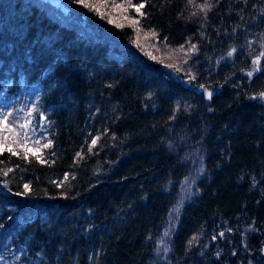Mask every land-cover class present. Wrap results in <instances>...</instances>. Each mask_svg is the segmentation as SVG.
<instances>
[{
    "label": "trees",
    "instance_id": "obj_1",
    "mask_svg": "<svg viewBox=\"0 0 264 264\" xmlns=\"http://www.w3.org/2000/svg\"><path fill=\"white\" fill-rule=\"evenodd\" d=\"M104 1L61 0L95 17L88 31L35 0H0V90L38 87L49 126L32 149L51 141L40 159L22 142L0 150V255L264 264V0ZM122 2L130 29L107 14ZM141 3L143 16L129 6ZM134 26L169 57L128 48Z\"/></svg>",
    "mask_w": 264,
    "mask_h": 264
},
{
    "label": "rangeland",
    "instance_id": "obj_2",
    "mask_svg": "<svg viewBox=\"0 0 264 264\" xmlns=\"http://www.w3.org/2000/svg\"><path fill=\"white\" fill-rule=\"evenodd\" d=\"M35 1L42 5H46L45 7L48 9V11L63 23L70 24L80 30H85V27L88 31H90V29L92 30L93 28H98L96 23H94L95 17L89 15L88 13L86 14V12H82L76 4L70 5V3H63V6H61V4L56 6L55 2L60 1L61 3V0ZM79 5L85 6L81 2H79ZM119 6L120 7L117 8H112L111 6V11L107 14L113 18L117 17L119 19L117 23L120 24L122 28L128 27V29H130L131 26H133L134 18H131V16L129 18L123 17V15L125 16V12L129 10V7L124 2L120 3ZM107 8L108 0L104 1V9ZM131 33V37H129V35L127 36L129 41L124 40L127 42L125 45L132 49L139 56L147 55L146 57L149 58L150 56L148 54H150L157 60H166L169 57L165 56L168 50L164 46H158L159 41L155 38L152 32L144 31L134 26V29L131 31ZM190 52L191 50H189V53ZM259 101L264 103V97L261 96ZM41 105L42 101L40 90L37 87L28 88L26 87V84H24L23 87H21V89L16 92L14 90L8 89L7 87L0 90V119H2L4 115L10 113L11 115L8 116V123L14 128L13 132L0 133V136H7V141L5 142L4 147L12 146L15 150H19L20 147L15 146V144L20 145V143H14V141L19 140L22 142L24 139L28 140V147L35 148L38 145L36 144V141H39V138L44 135L47 125L49 126V122H47L46 118L42 120L37 118V114H45L42 113ZM21 125H25L26 127H21ZM194 182V180H189L186 182V185L182 191V198L187 197ZM178 212V209L172 211L170 217L171 223H174V218L179 215ZM170 228L171 224L163 230L161 234V238L163 240L157 242L158 252L163 251L162 247L164 246V240ZM24 256L25 253L22 250L14 251L7 248L0 255V257H2V259H0V264H35L31 259L27 261Z\"/></svg>",
    "mask_w": 264,
    "mask_h": 264
},
{
    "label": "snow or ice",
    "instance_id": "obj_3",
    "mask_svg": "<svg viewBox=\"0 0 264 264\" xmlns=\"http://www.w3.org/2000/svg\"><path fill=\"white\" fill-rule=\"evenodd\" d=\"M79 2H81V3H83V0H79ZM129 6H131V7H134L135 8V11L137 12V13H140V15L141 16H143L144 15V13L143 12H141V9H143L144 8V4L143 3H141V4H139V5H129ZM116 7H120L119 5H116ZM201 7V9L203 10V9H205V8H208V7H210V5H201L200 6ZM133 23L135 24V23H138V21H133ZM155 33H153V35H154ZM183 47V46H182ZM192 49H195V45H192ZM234 51V50H233ZM230 55V54H229ZM154 58V57H153ZM254 63H258V59L256 60V61H254ZM168 67H173V65H167ZM178 70V69H177ZM252 73H249V75H251ZM189 79H194V77L193 76H189ZM200 87L201 88H204V85H200ZM211 92H208V96H209V98H211ZM262 97H264V93H261L260 94ZM9 115H11L10 113L9 114H7V115H4L3 116V118L2 119H0V133H3V132H13L14 131V128H13V126H11L9 123H8V116ZM21 127H26L25 125H21ZM18 135V134H17ZM99 138L98 137H96V138H93L92 139V141H91V145H89V151H91V148H92V146H94L96 143H97V140H98ZM7 141V136H0V149H2V150H6V151H8L9 153H11L12 155H20V153L19 152H17V151H15L13 148H12V146H7L6 148L4 147V144H5V142ZM14 143H21V141H19V140H16V141H14ZM39 141H36V144H38L39 145ZM22 146H23V149H24V154H25V158H26V156H27V154L28 153H31L33 156H35L37 159H40V155H39V153L41 152V148H48V147H50L51 146V141H48L47 143H45V144H43V145H41L40 147H37L36 149H35V151H33V149L31 148V147H28V140L27 139H24L23 141H22ZM78 156L80 155L79 153L77 154ZM41 162H44V161H41ZM11 171V169H7V171H5V172H3L2 174H4V175H7V172H10ZM29 185L28 184H25L24 185V189L25 190H28L29 189ZM21 195H23L24 193H20ZM221 236L223 235V233H221L220 234ZM0 259H2V257H0Z\"/></svg>",
    "mask_w": 264,
    "mask_h": 264
},
{
    "label": "water",
    "instance_id": "obj_4",
    "mask_svg": "<svg viewBox=\"0 0 264 264\" xmlns=\"http://www.w3.org/2000/svg\"><path fill=\"white\" fill-rule=\"evenodd\" d=\"M55 4H56V6H59L61 3H60V1H56L55 2ZM204 90V88H201L200 87V89H199V91L201 92V91H203ZM208 92H211V98H209V96H208ZM215 91H213V90H205V97L208 99V100H211L212 98H213V96L215 95Z\"/></svg>",
    "mask_w": 264,
    "mask_h": 264
}]
</instances>
